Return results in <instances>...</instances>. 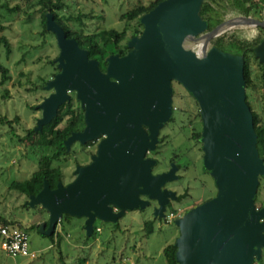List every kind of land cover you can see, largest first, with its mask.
Instances as JSON below:
<instances>
[{"label": "water", "instance_id": "obj_1", "mask_svg": "<svg viewBox=\"0 0 264 264\" xmlns=\"http://www.w3.org/2000/svg\"><path fill=\"white\" fill-rule=\"evenodd\" d=\"M205 0H163L144 14L143 32L133 37L125 55L107 58L103 71L97 59L69 38L48 11L47 30L56 36L60 71L47 82L53 92L38 105L42 116L35 131L57 116L59 107L76 93L85 111V128L72 133L65 145L100 140L90 163L78 165L74 178L51 188L47 180L29 206L49 212L39 223L55 234L64 215L85 218L91 236L97 219L117 224L129 210L145 208L142 195L158 201L155 218H164L176 198L163 186L176 179L177 166L152 174L160 129L173 115L174 88L180 83L200 107L204 165L217 187L213 198L176 219L179 264H255L264 252V207L255 198L264 175L254 116L247 102L242 54L209 47L223 32L237 26L264 28V19L237 15L212 30L201 16ZM197 46V48H195ZM264 65V40L254 48Z\"/></svg>", "mask_w": 264, "mask_h": 264}, {"label": "rangeland", "instance_id": "obj_2", "mask_svg": "<svg viewBox=\"0 0 264 264\" xmlns=\"http://www.w3.org/2000/svg\"><path fill=\"white\" fill-rule=\"evenodd\" d=\"M3 1L8 2L11 8L20 4L21 9L15 12L3 9L1 12V21L7 27L2 34L9 38L13 49L8 57L4 48L0 49V60L9 68L12 76L6 84H0V117L9 120L18 117V121L12 123L13 127L0 123V215L28 229L30 249L36 256L13 257L0 247V264H165L163 249L167 244L174 242L180 234L176 228V219L183 216L195 200L207 201L217 194L214 179L204 169L200 144L193 139V132L201 129L200 123L194 118L198 111L196 101L180 83L174 84V103L177 107L175 120L170 121L163 130L168 132L170 141L163 146L161 155H158L161 159L157 166L158 171L167 169L171 158H175L174 155H177V162L182 168H187L181 170L182 179L179 182L170 183V187L178 190L190 187L191 196L185 200L186 205L175 206L174 213L168 211L164 218L156 221L155 232L149 235L146 234L144 222L152 218L150 208L127 211L119 219L118 227L112 222L97 219L95 226L100 227L101 231L91 238L86 233L84 217L64 215L63 223L57 228L61 235L60 241L58 237L53 241L37 227L39 223L49 220V212L40 205L32 208L24 194L10 189L12 181L29 179L37 169L39 161V156L31 151L26 142H19L11 130L15 128L17 135L22 137L27 133V129L37 125L38 119L42 116L38 105L53 91L45 89L47 83L42 89H33L36 84H43V79H47L48 82L54 78L52 77L54 72L58 73L55 70L58 64L54 66L50 61H56L60 49L55 34L43 31L42 11L37 0ZM138 1L63 0L65 5L61 13L72 18L69 24L73 28L80 27L77 17L84 13L93 16L103 14L104 28L122 30L125 28V22L120 19L121 14L131 9ZM142 1L149 4L153 0ZM234 16L237 15L230 14L225 19ZM83 19L88 28H94L93 25L101 23L96 19ZM260 34L257 27L247 25L233 27L227 33L230 37L245 40H253ZM252 65L255 69L254 75L257 76V63L253 61ZM73 94L74 104H79L74 92L71 96ZM251 100L254 109L260 111L257 98L252 94ZM32 106L38 109L34 110ZM178 126L186 128L180 129ZM84 145L86 146L74 142L69 151L72 155L55 162V165L62 167L65 185L74 178L78 163L86 165L91 161L95 150L88 146H86L88 149L84 148ZM260 184L256 206L261 205V201L264 200V179L260 180Z\"/></svg>", "mask_w": 264, "mask_h": 264}, {"label": "trees", "instance_id": "obj_3", "mask_svg": "<svg viewBox=\"0 0 264 264\" xmlns=\"http://www.w3.org/2000/svg\"><path fill=\"white\" fill-rule=\"evenodd\" d=\"M25 1L29 2L33 0ZM161 1L163 0H153L149 4H146L142 0H139L131 9L121 14L120 19L125 22V28L117 30L115 28L103 27L105 22L103 14L93 16L92 14L84 13H80L77 17L80 27L73 28L69 24L72 18L66 17L61 13L65 5L63 0H37L38 4L41 6V22L44 27V33H48L46 14L48 11H51L54 14L55 20L64 28L67 36L69 38H75L80 47L88 50L89 56L99 61V66L103 71L107 68V58L110 55H125L129 51V41L143 32L144 26L141 22L142 16L154 9ZM20 7L21 5L18 4L16 7L11 8L8 2L0 0V49L4 48L7 57L10 56L13 48L9 38L2 34L7 27L1 21V12L3 9H6L9 12H15L20 10ZM230 14L264 19V0H205L201 8V16L207 22V30L215 28ZM83 18L96 19L101 23L93 25L95 26L94 28H88V25L84 22L85 20ZM257 28L260 30L261 34L253 40H245L235 36L230 37L227 35V30L221 35L215 37L210 42V47H217L224 51L242 54L244 56V75L247 86V102L250 105L254 116V125L258 135V150L260 156L264 158V65L258 61L253 49L264 39V28ZM49 32L53 34L51 31ZM253 61L256 62L258 66L256 73L257 76L254 75L255 69L252 65ZM50 62L54 66L57 64L55 60H51ZM55 70L58 72L60 71L58 67H55ZM9 72V68L0 60L1 85H4L11 80L12 76ZM56 74L57 72H54L52 77H55ZM42 81L43 84H36L35 89H32H42L43 85L47 83V79H43ZM251 94L257 98L260 111H256L254 109ZM74 100L75 96L73 94L71 100L59 107L57 116L52 120V122L45 125L42 130L36 132V125L31 129H27V133L22 137L17 135L15 128H12L11 130L14 137H16L19 142H26L29 148H31V151L39 156L38 167L29 179L25 181L14 180L10 184V189L24 194L28 201L31 195H36L42 190L45 180L49 182L51 188H56L58 182L64 178L62 174V167L60 165H55V162L72 155L71 152H68L65 141L72 133L81 131L85 128V111L80 105L79 100V104L76 105L74 104ZM32 109L36 110L38 108L32 106ZM14 121H18V117L14 120H9L6 117H0L1 124H7L11 127H13L12 123H14ZM200 137L201 129L195 131L194 138L199 141L198 139ZM78 165L82 164L78 163ZM263 179L264 175L260 178V180L262 181ZM260 185L255 198L256 204L259 200ZM262 207H264V200L261 201V205H257V208ZM169 211L174 213L176 212V208L173 207L169 209ZM63 220L64 219L62 218L59 225L63 223ZM156 221L158 220L151 219L144 222L147 235L155 232ZM0 224L18 225L23 227L20 223L7 219L1 215ZM118 226L119 224H116V227ZM37 227L39 229V224ZM94 227V233L89 236L90 238L99 232L97 231V226ZM24 228L28 231L26 227ZM176 228H178V226H176ZM50 237L53 241L56 237H58V241H60L61 235L60 232L56 230L55 234ZM2 239L3 238L0 235V247ZM175 241L167 244L163 249L165 264H179L176 259L177 246L175 245ZM255 263L262 264V259L260 261H256Z\"/></svg>", "mask_w": 264, "mask_h": 264}, {"label": "flooded vegetation", "instance_id": "obj_4", "mask_svg": "<svg viewBox=\"0 0 264 264\" xmlns=\"http://www.w3.org/2000/svg\"><path fill=\"white\" fill-rule=\"evenodd\" d=\"M264 40V39H263ZM262 40V41H263ZM261 41V42H262ZM260 42V43H261ZM259 43V44H260ZM258 44V45H259ZM255 47H257V45L255 46ZM254 47V48H255ZM253 48V49H254ZM258 61H259V58H258ZM260 62V61H259ZM263 65V64H262ZM175 83H177V82H173L172 83V85H173V88H174V96H175ZM188 94H190V97L191 98H194V100L196 101V103H197V100L195 99V97L190 93V92H188ZM75 95H76V93H75ZM174 101V100H173ZM80 105H81V103H80ZM197 105H198V103H197ZM198 107V111H197V113L195 114V116H194V118H196L198 121H197V123H200V127H201V137H202V130H203V121H202V116H201V111H200V107H199V105L197 106ZM177 111V107L175 106V103H174V107H173V115H172V117L169 119V121L160 129V133H159V142H158V144L156 145V148H155V150H151V149H148V151H147V153H146V158H149V159H153V160H155V164L153 165V167H152V174L153 175H157V174H159V173H164V172H167V171H169L170 170V168L172 167V165L173 164H176V166H177V171H176V175H177V177H176V179L175 180H173V181H169V182H167L164 186H163V188H167V189H170V190H173L175 193H176V198L175 199H171L170 201H169V203L167 204V209H166V211H165V215L167 214V212L169 211V209H171V208H173V207H175V206H184V205H186L187 203H185V200L187 199V198H189V196H191V194H190V187H188V188H179L178 186V188H179V190L178 189H176L175 187H170V183L171 182H179L181 179H182V175L180 174V172H181V170H186L187 168H182V166H181V164H179L178 162H177V155H174V157L175 158H171V160L169 161V165H168V168L167 169H165V170H161V171H158V169H157V166L159 165V163H160V160L161 159H159L158 158V155H161V151H162V148H163V146H165V145H167V143H168V141H170V139H169V137H168V132H163V130H165V127H166V125L167 124H169V122L170 121H174L175 120V112ZM190 122H191V125H192V121L190 120ZM179 127V126H178ZM189 127H190V125H189ZM191 127H193V125L191 126ZM180 129L181 128H186V127H179ZM82 131V130H81ZM194 136H195V132H193V139L194 140H197L196 138H194ZM201 137L198 139L199 141V144H200V150H201V152H202V160H203V162H204V152H203V150H202V146H203V144H202V141H201ZM101 140V139H100ZM99 140V141H100ZM99 141L97 140V141H91V142H89L88 144H86V146H88V147H91V148H94V150H95V152H93L92 153V156L97 152V147H98V143H99ZM85 146V145H84ZM84 147V148H87L88 149V147ZM91 160H92V157H91ZM91 162V161H90ZM204 167H205V165H204ZM205 169V171L209 174V175H211V173H210V171L205 167L204 168ZM75 176V175H74ZM213 178V177H212ZM215 184V183H214ZM215 187H216V185H215ZM216 190H217V187H216ZM141 198L143 199V200H145L146 202H147V204H146V206H145V208H150L151 210H152V218L151 219H153V220H161V218H155V216H154V210H155V208L158 206V201L157 200H154V199H150L148 196H144V195H142L141 196ZM211 199V198H210ZM209 200V199H208ZM200 202H197V200H195V202H193V203H191L192 204V206H191V208L189 207L187 210H186V212L187 211H189V210H191L192 208H194V207H196V206H198V205H200V204H202L203 202H205L206 200H202V199H200L199 200ZM139 209H141V208H138V210ZM145 210V209H144ZM185 212V213H186ZM117 224H119V223H117Z\"/></svg>", "mask_w": 264, "mask_h": 264}, {"label": "built area", "instance_id": "obj_5", "mask_svg": "<svg viewBox=\"0 0 264 264\" xmlns=\"http://www.w3.org/2000/svg\"><path fill=\"white\" fill-rule=\"evenodd\" d=\"M97 231H101V228L97 227ZM0 235L3 238L1 248L9 256H36L30 249L29 233L24 227L0 224Z\"/></svg>", "mask_w": 264, "mask_h": 264}]
</instances>
